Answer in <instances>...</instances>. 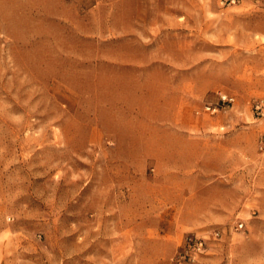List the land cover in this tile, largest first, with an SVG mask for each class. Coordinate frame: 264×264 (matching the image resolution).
<instances>
[{
	"label": "rangeland",
	"instance_id": "1",
	"mask_svg": "<svg viewBox=\"0 0 264 264\" xmlns=\"http://www.w3.org/2000/svg\"><path fill=\"white\" fill-rule=\"evenodd\" d=\"M0 264H264V0H0Z\"/></svg>",
	"mask_w": 264,
	"mask_h": 264
},
{
	"label": "built area",
	"instance_id": "2",
	"mask_svg": "<svg viewBox=\"0 0 264 264\" xmlns=\"http://www.w3.org/2000/svg\"><path fill=\"white\" fill-rule=\"evenodd\" d=\"M218 98L222 104H230L234 101V97L232 95L222 92L219 93ZM203 109L213 112L217 109V105H204ZM239 226H242V224L240 223ZM197 243L201 244V241L195 242V244Z\"/></svg>",
	"mask_w": 264,
	"mask_h": 264
}]
</instances>
